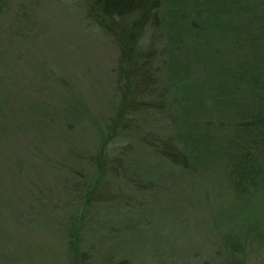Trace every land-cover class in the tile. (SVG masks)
Returning <instances> with one entry per match:
<instances>
[{
  "label": "trees",
  "instance_id": "trees-1",
  "mask_svg": "<svg viewBox=\"0 0 264 264\" xmlns=\"http://www.w3.org/2000/svg\"><path fill=\"white\" fill-rule=\"evenodd\" d=\"M60 1L66 11L76 10L85 31L117 50L114 75L120 100L107 120L99 152L83 153L80 130L96 127L97 120L85 112L76 87L47 59L19 66L25 56L14 44L31 42L34 34L15 31L13 23L15 35L0 37V264H44L49 259V264H60L57 255L84 264L89 253L82 249L79 234L92 203L106 204L114 213L132 210L149 196L160 198L170 179L182 188L188 175L221 168L230 176L240 173L235 187L243 193L242 171L255 164L253 147L264 142V67L259 68L253 52L244 55L264 36L251 31L261 19L255 15L259 9L252 12L255 2L238 7L223 6L221 0H78L72 8L67 0ZM208 1H215L214 12ZM215 22L221 23L219 30L241 31L227 36L232 54L223 62V71L232 78L226 87L235 97L210 105L227 116L205 120L200 109L209 102L194 96L198 90L181 89L179 81L190 77L195 66L194 50L199 47L193 38L205 28L206 40ZM211 37L206 46L212 45ZM200 53L198 66L205 69L196 79L204 87L210 69L219 72L222 64L205 61ZM243 59L254 65H244L245 73H238ZM232 80L240 81L237 89ZM225 81H218L221 88ZM52 83L58 85L56 91ZM35 88L42 99L30 101L29 91ZM123 139L125 144L109 148ZM233 149L239 151L236 156H230ZM83 160L95 169L92 183L84 180L79 166ZM102 175L112 179L103 182ZM261 183L253 187L261 185L264 194V179ZM123 187L130 192H122ZM225 188V194L233 190ZM229 222L217 237L202 240L193 250L169 246L171 241L163 247L155 244V256L160 257L155 264H167L175 252L183 262L191 257L185 264H247L242 232ZM246 222L244 227H249Z\"/></svg>",
  "mask_w": 264,
  "mask_h": 264
},
{
  "label": "rangeland",
  "instance_id": "rangeland-1",
  "mask_svg": "<svg viewBox=\"0 0 264 264\" xmlns=\"http://www.w3.org/2000/svg\"><path fill=\"white\" fill-rule=\"evenodd\" d=\"M245 1L255 2L251 4L256 7H252V12L259 9L255 11V15L261 16L255 25L258 29L251 31L259 33L260 37L261 33L264 34L262 31L264 29V0H221V4L223 6L232 4L236 6L237 4L239 7L240 3L244 4ZM77 2L78 0H67L66 5L75 8ZM214 3L215 1H208L207 5L213 9ZM75 14H77L76 10L66 11L63 2L60 0H0V37L1 40H4L5 36L15 35L14 29L11 27L13 23L18 26L15 31L30 32L35 35L31 42L20 43L17 41L14 44L16 50L24 52L25 56V59L19 62V66L21 63H39L40 60L47 59L51 64H54L60 75H64L71 81L79 92L85 112L97 120L96 127L93 124L90 129L83 128L80 130L78 141L80 149L86 154L93 153L97 149L98 153L102 144V137L106 132L107 120L120 100L114 75V69L117 66V50L111 43L99 38L98 35L93 37L85 31L77 22ZM194 14H196L195 10ZM25 16L31 19L25 18ZM219 22H215L214 30L205 33V36H208L206 37L208 41L209 36L212 35L211 46L205 44L206 40L203 35L205 28H202L200 35L196 34L193 38L194 47L196 44L199 47V50H194L195 66L191 70L190 77H184L179 81L182 83L181 89L198 90L193 92L194 96L209 102L200 109V116L205 120L211 118L215 120L226 115L224 114L226 112L211 108L212 102L219 104V101L235 97L233 96L234 91H230L229 87H226V83H230L231 77L223 71V62L228 61L232 54L229 51L230 38L227 36L241 33V31L219 30L218 28L221 26ZM24 24L29 26L27 31L24 30ZM257 44L258 46L254 48L255 51L252 49L249 52L244 51V55L247 56L253 52L261 69L264 67L263 35ZM237 47V52L240 53L241 48L240 46ZM199 52L205 61L213 59L211 61H218V65L222 64L219 67L215 65L219 68V72L215 68L210 69L212 76L205 77L204 87L196 79L201 70L205 69V67L202 69L198 66L196 54L199 55ZM247 59L241 61L238 73H245L244 65L248 68L254 65L248 66ZM236 71V68H233V72ZM221 78L226 80L222 87L223 90L218 83ZM233 80L230 85L236 88L240 81L234 82ZM42 82L43 80L39 79V83ZM52 86L55 89L53 91H56L58 85L52 83ZM29 95L30 101L42 97L37 88L33 91L31 89ZM227 114L230 115L229 112ZM247 116L244 117V120ZM199 130L197 133H201ZM218 138L216 137V139ZM125 143L126 140L124 139L118 140L110 143L109 148L116 149ZM257 144L256 147H253L256 149L252 151L255 164L245 166L246 170L242 171V173L246 172L243 193L240 192L239 187H235L237 184L235 181L240 177V173H234L233 176H230L229 173H224L218 167L219 170L215 172L209 170L188 175L182 188L174 185L171 179L167 180L164 183L165 188L161 189L160 198L149 196L150 199L142 202L141 205H133L132 210L122 209L120 212L114 213L106 204L92 203L89 212L86 214L83 231L79 234L82 249L89 253L84 264L159 263L160 257L155 256L156 252L152 248L155 244L158 247H163V244L171 241L168 243L169 246L172 244L183 248L190 246L189 248L192 247L193 250L195 246L199 248L202 245V240L217 237L224 229V222H228V220H231L229 223L233 224L232 229L238 234L242 232V238L246 245L244 258L247 264H264V194L260 187L263 183L261 180L264 179V142L260 141ZM238 153V150L233 149L230 156H236ZM149 162H152L151 159ZM149 165L150 168L152 165ZM79 166L83 170L85 182L92 183L95 179L94 167L86 160H83ZM258 166L262 167L258 169ZM252 170L253 173H251ZM98 176L97 170V179ZM101 177L103 182L112 179L107 175ZM257 182H260L261 185L258 188L255 187V195L253 186ZM226 186H231L233 190L225 194ZM121 191L130 192L124 187ZM246 195L249 196V199H245ZM64 202L68 205L66 198ZM73 207L75 205L67 208L73 209ZM252 209H255L253 213ZM258 211V218L255 219L253 216L248 218ZM247 219L250 221L246 222ZM245 222L250 223V226L244 227ZM117 228L121 230L118 231ZM109 230L113 231L112 235H110ZM192 250H188L189 254ZM56 257L60 264H72V261L63 258L64 256L57 255ZM190 258L183 262L180 253L175 252L168 259L167 264H185ZM49 262H53V260L50 261L49 259L44 264H49Z\"/></svg>",
  "mask_w": 264,
  "mask_h": 264
}]
</instances>
